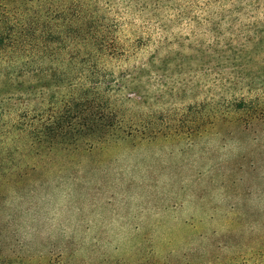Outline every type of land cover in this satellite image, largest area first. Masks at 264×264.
Masks as SVG:
<instances>
[{
  "label": "rangeland",
  "instance_id": "rangeland-1",
  "mask_svg": "<svg viewBox=\"0 0 264 264\" xmlns=\"http://www.w3.org/2000/svg\"><path fill=\"white\" fill-rule=\"evenodd\" d=\"M50 1L56 32L70 8L72 29L82 12L112 42L117 59L98 64L106 91L144 135L80 138L31 159L12 148L20 180L0 191L3 253L23 264H264V0ZM35 78L0 79V103L25 99ZM39 80L46 106L56 88Z\"/></svg>",
  "mask_w": 264,
  "mask_h": 264
},
{
  "label": "trees",
  "instance_id": "trees-1",
  "mask_svg": "<svg viewBox=\"0 0 264 264\" xmlns=\"http://www.w3.org/2000/svg\"><path fill=\"white\" fill-rule=\"evenodd\" d=\"M78 4H72L74 9ZM53 7L51 1L45 6L42 0H0V79L13 83L36 77L35 84L24 89L25 99L0 103V191L13 177L19 183V174L6 159L20 144L31 159L40 157L42 150L71 152L72 142L80 138L94 145L144 135L139 122L125 121L117 113L106 91V74L98 64L117 59L112 42L95 32L96 22L81 16L84 10H77L73 29L70 8L61 10L63 31L56 32ZM41 78L56 88L49 89L51 102L46 106L39 100L42 92L36 91ZM23 263L4 254L0 244V264Z\"/></svg>",
  "mask_w": 264,
  "mask_h": 264
}]
</instances>
